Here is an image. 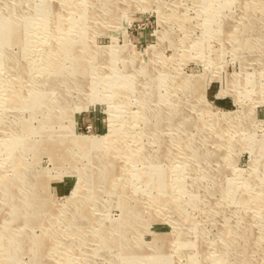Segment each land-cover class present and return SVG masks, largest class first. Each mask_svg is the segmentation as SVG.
I'll return each instance as SVG.
<instances>
[{"label": "rangeland", "instance_id": "rangeland-1", "mask_svg": "<svg viewBox=\"0 0 264 264\" xmlns=\"http://www.w3.org/2000/svg\"><path fill=\"white\" fill-rule=\"evenodd\" d=\"M0 105V264H264V0H0Z\"/></svg>", "mask_w": 264, "mask_h": 264}, {"label": "bare ground", "instance_id": "bare-ground-1", "mask_svg": "<svg viewBox=\"0 0 264 264\" xmlns=\"http://www.w3.org/2000/svg\"><path fill=\"white\" fill-rule=\"evenodd\" d=\"M54 52V51H53ZM12 63V62H11ZM41 67V66H40ZM10 75V74H9ZM11 76V75H10ZM182 80V79H181ZM192 80V79H191ZM20 81V80H19ZM21 83V82H20ZM116 85V84H115ZM62 103V102H61ZM1 107V105H0ZM65 108V107H64ZM15 113V112H14ZM233 134V133H232ZM226 142V141H225ZM229 142V141H228ZM2 180H0V186L5 187L6 183H4V180L1 182ZM71 206V205H70ZM80 209V208H79ZM82 210V209H81ZM115 241V240H114ZM36 243V242H35ZM38 243V242H37ZM108 244V243H107ZM35 245V244H34ZM15 249V248H14Z\"/></svg>", "mask_w": 264, "mask_h": 264}]
</instances>
